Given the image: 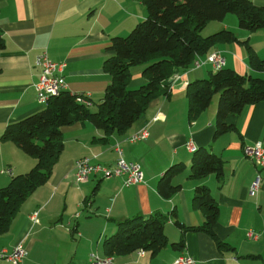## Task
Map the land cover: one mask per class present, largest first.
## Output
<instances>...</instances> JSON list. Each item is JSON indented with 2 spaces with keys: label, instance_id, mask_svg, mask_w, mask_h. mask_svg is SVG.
Segmentation results:
<instances>
[{
  "label": "crops",
  "instance_id": "crops-1",
  "mask_svg": "<svg viewBox=\"0 0 264 264\" xmlns=\"http://www.w3.org/2000/svg\"><path fill=\"white\" fill-rule=\"evenodd\" d=\"M250 1L264 7V0ZM146 17L141 0H0L5 41L0 53V188L38 163L13 141L3 139L10 124L44 109L35 89L40 79L37 57L46 52L52 61L64 62L68 92L86 95L95 112L111 83L104 65L113 54L109 51L112 39L128 36ZM225 30L239 40L220 42L212 49L225 58V68L264 79V70L250 66L247 50L250 47L264 59V30H243L237 17L228 15L221 22H210L202 36ZM208 56L196 60L205 61ZM144 69L145 65L133 68L132 88L146 84ZM211 72L209 64L180 69L178 78L171 81L170 95L154 100L131 129L109 140L89 121L63 127L64 148L53 175L22 204L10 231L0 237V250L21 245L27 251L23 264H92L91 254L105 257L104 240L116 232L120 221L163 214L170 219L165 228L169 241L184 239L185 248L168 246L153 258L145 252L144 257H139L140 252L114 257L113 264H173L181 256L191 257L194 264H264V170L244 153L246 147L264 144V102L245 107L237 117V129L215 139L219 95L198 119L191 121L188 116V85L208 78ZM156 117L160 120L154 121ZM143 128L149 130L147 140L126 141ZM189 142L221 157L222 177L188 178L193 156ZM116 144L121 145L128 163L141 165L143 184L125 187L123 178L101 177L75 182L77 160L88 157L93 164L114 165L119 159ZM176 164L184 165V171L173 179L181 189L165 199L158 191L159 180ZM258 176L261 188L251 193ZM199 186L210 189L219 207L215 236L184 233L174 224L178 219L187 228L205 225L206 211L192 203ZM35 213L37 222L31 219ZM249 232L259 238L249 239ZM221 244L226 245L222 248ZM5 263L10 264L0 262Z\"/></svg>",
  "mask_w": 264,
  "mask_h": 264
},
{
  "label": "trees",
  "instance_id": "trees-1",
  "mask_svg": "<svg viewBox=\"0 0 264 264\" xmlns=\"http://www.w3.org/2000/svg\"><path fill=\"white\" fill-rule=\"evenodd\" d=\"M147 9V17L126 37H115L109 51L112 56L104 69L111 77L97 111L90 108L91 100L85 95L62 93L51 98L44 109L21 121L10 124L3 139L13 141L27 155L38 160L27 174L13 177L8 186L0 188V237L10 231L12 222L22 204L40 187L47 184L63 151L62 128L89 121L103 131L106 139L116 133L131 129L147 111L150 104L161 96L171 93V81L180 69L193 66L199 56H208L220 42H238L231 31H221L209 37L202 32L210 22L223 21L235 15L241 29L255 32L264 30V7L250 0H141ZM5 41L0 30V53ZM250 66L264 70L260 59L248 47ZM145 65L143 77L146 84L131 87L132 70ZM1 70V69H0ZM219 95L214 138L237 129V117L245 107L264 102V79L243 76L231 69L211 72L208 78L191 82L187 88L189 120L198 119ZM88 99L90 105L78 101ZM188 178H205L209 175L223 176L224 162L208 148L192 152ZM184 171L183 164L169 167L159 180L158 191L170 199L181 189L173 183L174 177ZM195 208L204 209L207 221L203 227H186L178 219L175 226L186 231L206 232L215 236L219 207L206 186L195 190L192 200ZM169 217L154 214L138 216L118 223L116 232L103 243L105 257H125L141 251L150 257L163 249L185 248V241L170 242L165 232ZM226 244H221L224 248ZM114 263V260H113Z\"/></svg>",
  "mask_w": 264,
  "mask_h": 264
},
{
  "label": "built area",
  "instance_id": "built-area-1",
  "mask_svg": "<svg viewBox=\"0 0 264 264\" xmlns=\"http://www.w3.org/2000/svg\"><path fill=\"white\" fill-rule=\"evenodd\" d=\"M211 64L213 72H220L226 67L225 58L220 52H213L205 61L198 58L194 65L199 68L203 65ZM36 65L41 69L39 83L36 85L37 100L40 105H44L51 97L59 96L62 92L66 91L67 86L63 77L65 64L55 63L50 60L46 53L39 55ZM175 78H178L177 76ZM79 102L88 103L83 98H78ZM160 118L156 117L154 121H159ZM149 132L147 128H143L135 132L127 138V142L138 143L147 140ZM188 149L193 152L196 150L194 144L190 142ZM114 151L119 155V159L114 165L93 164L92 160L88 157H83L76 161L75 164V182L78 184L85 183L91 177H101L105 179L110 178H123L124 186H136L145 182V176L140 164L128 163L123 156V149L120 144L114 146ZM245 155L252 159L254 164L261 170H264V144L256 143L253 146L245 148ZM261 177L258 176L254 181L250 192L256 193L261 187ZM37 215L31 216L32 221L37 222ZM248 238L257 240L259 236L252 232L248 233ZM139 256H144L141 254ZM27 257V251L21 246L17 245L11 251L7 249L0 250V261H5L10 264H23ZM112 257H101L98 254H91L90 261L92 264H113ZM188 260V261H187ZM194 261L189 257H179L174 264H192Z\"/></svg>",
  "mask_w": 264,
  "mask_h": 264
},
{
  "label": "bare ground",
  "instance_id": "bare-ground-1",
  "mask_svg": "<svg viewBox=\"0 0 264 264\" xmlns=\"http://www.w3.org/2000/svg\"><path fill=\"white\" fill-rule=\"evenodd\" d=\"M44 53H46V52H44ZM46 54H47V53H46ZM47 55H48V54H47ZM38 57H39V56H38ZM38 57H37V58H38ZM48 57H49V56H48ZM50 60H51V59H50ZM36 61H37V59H36ZM51 61H52V60H51ZM53 62H54V61H53ZM55 63H58V62H55ZM60 64H65V63L62 62V63H60ZM36 66H37V65H36ZM37 67H38V66H37ZM38 68H39V67H38ZM65 68H66V64H65ZM39 69H40V68H39ZM64 71H65V69H64ZM64 71H63V77H64ZM40 75H41V69H40ZM64 79H65V77H64ZM39 80H40V79H39ZM38 83H39V82H38ZM38 83H37V84H38ZM65 83H66V81H65ZM37 84H36V85H37ZM66 86H67V84H66ZM35 89H36V86H35ZM36 92H37V90H36ZM65 92H68V86H67L66 91H64V92H62V93H65ZM62 93H61V94H62ZM61 94H60V95H61ZM60 95H59V96H60ZM85 96H86V95H85ZM56 97H58V96H56ZM86 97H87V96H86ZM51 98H53V97H51ZM51 98H50V99H51ZM80 98H82V97H80ZM50 99H49V100H50ZM83 99H84L85 101L88 102V103H84V104H86V105H90V102H89L88 99H85V98H83ZM49 100H48V101H49ZM37 101H38V100H37ZM46 104H47V103H46ZM46 104H44L43 106H45ZM189 143H190V142H189ZM189 143H188V144H189ZM192 143L194 144V142H192ZM262 144H263V143H262ZM194 146H195V144H194ZM187 147H188V145H187ZM195 148H197V147L195 146ZM244 153H245V150H244ZM141 254H144V252H140V253H139V255H141ZM109 257H110V256H109Z\"/></svg>",
  "mask_w": 264,
  "mask_h": 264
},
{
  "label": "rangeland",
  "instance_id": "rangeland-1",
  "mask_svg": "<svg viewBox=\"0 0 264 264\" xmlns=\"http://www.w3.org/2000/svg\"><path fill=\"white\" fill-rule=\"evenodd\" d=\"M210 66H212V65L210 64ZM193 67H194V68H197L194 64H193ZM213 99H214V100H215V99H218L217 94L214 96ZM214 100H213V101H214ZM213 101H212V102H213ZM94 110H95V109H94ZM147 129H148V128H147ZM148 132H149V130H148ZM148 138H149V137H148ZM148 138H147V139H148ZM189 151H190V150H189ZM143 173H144V172H143ZM93 177H94V176H93ZM91 178H92V177H91ZM91 178H89V180H90ZM104 179H105V178H104ZM89 180H88V181H89ZM88 181H87V182H88ZM85 183H86V182H85ZM261 183H262V182H261ZM77 184H78V183H77ZM260 188H261V187H260ZM259 190H260V189H259ZM144 256H146V255H144ZM144 256H139V257H144ZM183 257H186V256H183ZM190 258H191V257H189V259H190ZM177 259H178V258H177ZM177 259H176V260H177ZM176 260H175V261H176ZM175 261H174V262H175ZM187 261H188V260H187ZM0 262H5V261H0ZM5 264H6V263H5ZM173 264H174V263H173ZM192 264H194V262H193Z\"/></svg>",
  "mask_w": 264,
  "mask_h": 264
}]
</instances>
